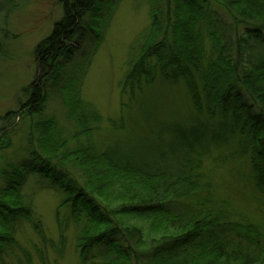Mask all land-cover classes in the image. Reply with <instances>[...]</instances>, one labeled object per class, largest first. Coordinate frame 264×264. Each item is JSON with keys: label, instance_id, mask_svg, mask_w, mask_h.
<instances>
[{"label": "trees", "instance_id": "16d2710c", "mask_svg": "<svg viewBox=\"0 0 264 264\" xmlns=\"http://www.w3.org/2000/svg\"><path fill=\"white\" fill-rule=\"evenodd\" d=\"M4 1L12 6L13 0ZM117 1H60L62 18L36 47V63L41 79L53 86L69 71L60 89L68 118L75 123V131L66 132L74 146L54 121L43 123L44 156L33 152L23 169L4 176V196L19 188L29 169L47 187L61 192L57 226L64 239L72 220L78 264L264 263V225L232 212L226 203L214 202L208 192L202 196L207 185L195 173L208 153V143L224 146L227 136L237 134L239 148L249 155L252 185L264 194V0H147L152 39L145 46L153 44L141 48L140 62L130 63L123 87L133 88L142 76L151 80L153 65L162 74L172 68V77L186 80L191 101L200 110L202 98L193 70L203 81L206 113L220 122L204 132L198 126L190 133L177 129L164 148L161 140L152 139L147 147L137 142L133 150L109 147L99 153L90 141L93 128L72 90L84 71L74 59L80 54L81 62L87 63V46L96 50L102 39L98 15ZM212 4L227 13L229 28L221 25L218 14L214 18ZM227 33L233 38L225 41ZM204 35L211 44L208 57L202 48ZM28 90L31 93L19 111L24 116L41 112L46 101L38 88ZM80 136L87 138V146L80 144ZM67 167L79 178L68 174ZM20 200L13 209L0 203V227L21 217L44 238L40 222H33L31 208ZM61 211L65 218L61 219ZM135 221L141 226L131 223ZM143 225L151 235L147 244ZM8 234L0 237V247L11 241ZM61 245L60 253L63 240Z\"/></svg>", "mask_w": 264, "mask_h": 264}, {"label": "rangeland", "instance_id": "374dc122", "mask_svg": "<svg viewBox=\"0 0 264 264\" xmlns=\"http://www.w3.org/2000/svg\"><path fill=\"white\" fill-rule=\"evenodd\" d=\"M60 1L13 0L12 6L7 7L5 1L0 0V203L13 209L18 207L15 206L17 199H21L20 204L31 208L33 222H40L44 233V238L37 236L32 222L21 217L5 225L6 230L0 227L1 239L9 233L11 240L4 241L0 247V264H78L72 220L67 223L69 227L63 234L64 239L60 238L61 231L57 226L55 214L62 201L61 192L47 187L48 183L29 169L19 188L4 196L7 186L4 176L12 173V169H23L33 152L44 156L40 149L43 123L54 121L67 139L69 134L66 132L75 131V123L68 118L60 89L61 81L68 78L69 71L53 86L50 81L41 79L36 63V47L62 18ZM109 6L103 9L107 8L106 12L98 15L102 31L99 46L93 51V47L87 46V63L81 62L83 56L80 54L74 59L75 63L82 64L84 71L78 77L76 90L74 87L72 90L77 94L83 114L89 119V127L93 128L90 141L96 150L99 153L109 147L126 150L137 142L147 147L152 144V139L161 140L164 148L177 129L190 133L198 126L202 132L204 129L210 131V127L220 120L217 117L211 119L206 113L203 81L193 70L190 71L202 98L200 110L191 101L188 83L184 78L172 77V68L162 74L153 65L151 80L146 81L142 76L133 88L123 87L130 63L140 62L141 48L153 44L145 46L152 39L150 8L147 0H118ZM211 8L216 12L212 13L214 18L218 14L221 25L229 28L227 13L215 4ZM86 32L90 33L89 30ZM229 33L223 37L225 41L233 38ZM202 48L205 57L211 55V44L206 35ZM82 49L80 52L83 53ZM235 53L232 50L229 54L232 59ZM150 61L154 63L153 59ZM30 88H38L46 94V101L41 112L24 116L19 111L28 100ZM69 93L73 94L70 90ZM39 120H43L41 125ZM226 141L224 146L208 143L203 164L195 171L198 181L207 185L202 196L208 192L214 202L226 203L232 212L264 225V194L252 185L249 155L239 148L241 140L237 134L227 136ZM79 142L82 146L88 145L84 136H80ZM69 146L73 147L74 142L69 140ZM52 163L58 162L53 160ZM66 172L79 178L71 167H67ZM65 214L61 211V219ZM131 223L142 224L140 221ZM144 231L147 244L151 235L146 226ZM62 240L64 247L60 253Z\"/></svg>", "mask_w": 264, "mask_h": 264}]
</instances>
